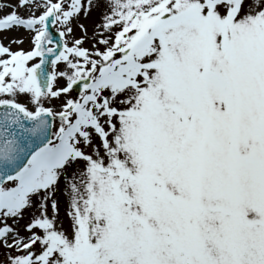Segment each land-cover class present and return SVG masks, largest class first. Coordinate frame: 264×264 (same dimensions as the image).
Here are the masks:
<instances>
[{
	"label": "snow or ice",
	"instance_id": "6c2138e0",
	"mask_svg": "<svg viewBox=\"0 0 264 264\" xmlns=\"http://www.w3.org/2000/svg\"><path fill=\"white\" fill-rule=\"evenodd\" d=\"M22 32L0 36V264H264V0L0 3Z\"/></svg>",
	"mask_w": 264,
	"mask_h": 264
},
{
	"label": "rangeland",
	"instance_id": "374dc122",
	"mask_svg": "<svg viewBox=\"0 0 264 264\" xmlns=\"http://www.w3.org/2000/svg\"><path fill=\"white\" fill-rule=\"evenodd\" d=\"M10 2H14V0H0V3H10ZM81 19H82V22L85 23L86 26L88 27L89 35H90L92 32L93 23L98 22V14L96 12H93L90 19L85 20V19H83V17ZM74 32H75V36H77V37L82 34L78 28L74 29ZM26 35H27V33H23V32L22 33H2V34H0V36H26ZM3 42L5 44H7L8 40L4 39ZM29 46L30 45L27 41L25 42V44L21 45V47H24L25 49H27ZM85 46L91 47V43H86ZM12 47L15 49L17 47V45L13 44ZM61 67H63V65H61ZM59 83L64 84L65 82L63 80H61ZM72 95L77 96L78 93H75L74 91H72ZM60 214H61V216L64 215L63 197H61ZM3 252H4V250L0 249V260L4 259Z\"/></svg>",
	"mask_w": 264,
	"mask_h": 264
},
{
	"label": "water",
	"instance_id": "95a60500",
	"mask_svg": "<svg viewBox=\"0 0 264 264\" xmlns=\"http://www.w3.org/2000/svg\"><path fill=\"white\" fill-rule=\"evenodd\" d=\"M53 35L58 38V34L55 33L54 31H53ZM74 90L79 91V87L78 86L74 87Z\"/></svg>",
	"mask_w": 264,
	"mask_h": 264
}]
</instances>
